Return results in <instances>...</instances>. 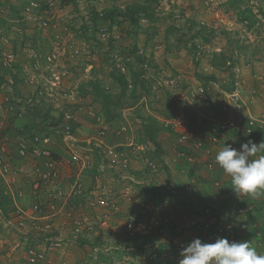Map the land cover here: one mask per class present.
Segmentation results:
<instances>
[{
  "label": "built area",
  "instance_id": "built-area-1",
  "mask_svg": "<svg viewBox=\"0 0 264 264\" xmlns=\"http://www.w3.org/2000/svg\"><path fill=\"white\" fill-rule=\"evenodd\" d=\"M39 6L38 2H31L27 10L31 11ZM44 25L49 26L47 21ZM100 31L101 39L106 42L111 41L117 48L110 53L113 67L121 74H128L131 67L137 66L138 58L145 55L144 49L139 48L135 54L130 51L122 53L118 48L122 39L120 28L102 26ZM62 38L60 35L57 36V42L45 58L46 64L40 72L45 75V80L38 79L37 74L33 73L26 78V81L35 86L34 92L37 98L54 97L59 94L63 98L78 103L81 98L75 92L66 89L62 83V79L69 71L60 65V61L77 55H90L92 51L86 43L80 45L71 39L63 43L60 40ZM3 57L4 54L0 62L3 60V64L7 65L12 61L13 55L8 54L4 59ZM142 65L146 68L149 64L144 62ZM35 66L36 70H39L41 65L36 62ZM166 84L175 90L182 84L181 74L169 76ZM129 87L132 88V85L130 84ZM0 92H4L6 119L12 116L23 117L28 106H32L37 100L32 95H26V99H17L12 86L6 82L0 84ZM222 93L228 98L229 103L224 109L234 106L236 112L231 113L226 119H214L215 127L211 130L196 126L189 127L187 113L182 109H177L163 118L164 127L176 134L178 148H188V150L177 149L178 158L193 162L196 160L194 154L202 153L205 167L208 170L218 169L220 167L215 163V155L224 146L218 133L227 134L237 128L239 129L238 138L244 137L247 143L255 124L264 125V114L253 116L251 111L243 108L240 88L236 87L231 92L223 91ZM185 94L184 97L189 101H194L197 97L206 99L211 94V89L198 82L191 92V98ZM21 100L23 103L17 108L12 103L21 102ZM87 111L94 119L95 130L91 135L81 137L77 130H73V120L76 116L71 109L65 111L64 119L58 126V135H50V137L53 135L59 137L57 139L63 148L62 152L46 144L49 138L45 140V134L41 133L36 126L26 136L12 139L7 132L2 131L3 124L0 122V177H14L22 174L30 178L31 204L22 206L18 203L16 209L2 219L4 227L22 234L23 240L14 245V250L22 245L24 248L22 251L24 261L20 264H59L54 263L53 252L56 253V250H61L62 253L69 252L71 245H78L80 238L85 235L111 233L112 230L115 231V222L122 218L124 228L130 231L131 236L135 233L147 235L154 228L172 224L170 216L165 213L158 214L149 203H142V207L146 208L150 214L149 218L147 217L149 214H146L142 219H138L137 214L126 212L125 209L126 204H130L132 199L130 195L132 187L129 183H139L136 176L131 173L133 155L147 154L151 151L152 144L135 141V127L132 123L121 122L112 129L111 124L94 108H89ZM228 145L234 148L233 142L228 141ZM189 148L193 153H190ZM12 149L14 151L11 153ZM14 153L22 157L25 165L15 162L16 159L14 160L12 155ZM96 155L101 162L107 161L106 164L114 168L122 181H126V185H122V181L103 179L99 168V172L94 173ZM147 163L155 174L159 173L161 165L153 160H147ZM24 167H27V171L23 170ZM90 172L93 176L89 174ZM192 183H195L194 178L186 183L182 197L185 196L186 190L192 188ZM169 187L174 192H180L173 186ZM23 195V191L19 190L18 196L21 198ZM123 212L126 213L120 218ZM212 214L210 208L199 209L188 216L183 214L180 217L183 220L178 224L179 231L187 230L201 222L206 231L205 237L212 239L226 237L234 240L237 233L235 223L226 217L217 220ZM213 227L216 231L209 232V229ZM113 248L111 246L107 250ZM124 249L128 252L124 254L128 258L130 257L128 254L133 252L139 255L138 260L142 259L136 247ZM154 256L156 254L151 255L150 258ZM178 259H181L180 252ZM0 264H9V262L0 258Z\"/></svg>",
  "mask_w": 264,
  "mask_h": 264
},
{
  "label": "rangeland",
  "instance_id": "rangeland-1",
  "mask_svg": "<svg viewBox=\"0 0 264 264\" xmlns=\"http://www.w3.org/2000/svg\"><path fill=\"white\" fill-rule=\"evenodd\" d=\"M53 1L55 2L52 12L54 18L52 20V23H49V26L45 25L44 27L42 25L44 24L45 18L43 14L38 16V19H32V21H30L27 32L29 34H31L32 32H36L35 38L34 40L26 41V46L23 48L26 49V53L23 51L24 53H21L20 55L21 58H24L25 56V59L28 60V58H26V56H28L27 53L31 52V49L29 48L30 45L33 46L34 43L37 45V48H43L44 51H47V48H50L51 43L55 40L54 37L57 33L64 35V38L60 39L63 43H66L70 38H73L78 44L81 45L86 40L82 36L77 34V30L81 28L83 20L82 16L86 14V11L89 9V5L91 4L86 3V0H80L79 2L76 1L77 3H71L69 5H62L60 3V0ZM133 1L138 2L139 0H118L117 4L119 6H126ZM235 1L239 3H236ZM243 1H245L247 6H252L253 8L254 14L252 16L256 23L252 28L248 27L246 22L240 21L238 19L239 16H243L241 13L246 6ZM11 2L12 0H10L8 3L6 2V8L1 7L0 5V14H6V11H12L13 14H15L14 10H10V7L12 6L10 5ZM194 4L196 6L199 5L200 9L203 11L198 12L197 10H194ZM107 5H114V1L108 0L105 3L99 4L98 7L99 9H103ZM160 7H163L161 13L172 12V16L158 21V23L155 24V27L152 26V28L148 30L147 34H140L139 44L145 45L147 53H151V56H154V60L148 59L149 66L145 68V70H141L144 79L149 81V93L146 94L141 87H138L136 95L138 99L136 98L135 103L124 106L120 105V107H118L120 117H117L116 119L119 122L128 121L132 123L133 127L136 128L134 134L135 140L139 138V135L137 133L138 124L141 123L143 116L149 113L154 114L156 117L158 116L161 124L163 125V118L167 117L170 113L176 111L177 109H182L188 115L189 113L194 114L192 126H196L200 129H205L206 127H210L213 129L215 127L213 122L210 126L203 115H200L195 110H193L191 104V102L195 103L197 106L199 105L200 109L205 110L207 109L206 101L209 99V101H211L213 99V95L207 96L205 100L197 97L195 101H189L188 98L184 97V94L186 92L188 93L185 95L190 96L191 92L194 90V87L197 85V81H200L198 80V73H208V75L210 76H215V79L208 80L209 84L207 85H211V87H213V93L218 92L220 94L223 91L231 92L236 87L240 88L243 100V108L251 111L253 116L264 114L261 108H257L259 99L261 98L258 88H256V85L253 83V81H255V79L258 80L260 76L262 77V79L264 78V64H262V62H264V16L260 11L261 8L264 9V0H249L248 3L247 0H160ZM193 20L195 22H205V35H208L211 30L210 26H208L207 23L210 22L212 23L211 25L213 27H216V29H214V32L210 35V41H206L202 37L195 38L193 36V33H195V31L198 30L200 26H202L194 25V23H192ZM214 20H216L217 23L212 22ZM17 23L18 20L14 19L13 21H11L12 26L14 24L16 26H19L17 25ZM104 24L106 23H101L100 27L108 26L107 24ZM142 24H144V27L149 26L146 20H142ZM118 27L120 28L122 33H124L123 28L127 29L126 24L121 26L118 25ZM127 30H129V28ZM14 32H16L14 29L8 30L7 38L10 40V42L8 43L7 41L6 44L8 43L11 46L15 44V37L12 34ZM98 38L102 44L97 46L93 44L95 46V50L96 48L98 50L93 52L96 55L94 59L88 57L86 54H83L81 56L77 55L76 57L69 60L64 59L61 61V64L69 71L66 77L62 79V83L66 88H72V90H76L77 88L79 90V93L81 94L80 86H82L83 84L87 85L86 82L89 79H91L93 76H98V78L100 77L102 80H104V85L108 86L110 92L116 94V92L118 91L117 86L111 83L113 80L114 71H118L113 67V61L110 57V53L117 48L114 44H112L111 41H103L100 35ZM144 38L145 44L143 41ZM146 38H149L147 43ZM168 45L173 47V51L166 52L167 50H165V47L167 48ZM132 47V39L127 36H124L123 40L118 45V48L122 53L131 50ZM218 49L220 50L218 51ZM221 49L223 51H221ZM220 52H224L227 56V59L228 57H231L230 60L228 59V61H226V63L228 64H233L230 66L228 71L217 72V70H215L214 66L212 65L214 55L216 53L220 54ZM253 61H255V63ZM259 63L260 66L257 67ZM245 67L254 70V73L256 74L254 76L255 79L251 78L250 80V82L254 84L251 86L257 89L256 93L254 91V93L251 92L253 96L247 90V87L249 85L248 83L250 82H247V79H245V77L243 76V73H246ZM92 71L95 72L91 74ZM177 73L181 74L182 76V84L174 90L169 87L168 84H166V80L169 79V76L176 75ZM128 78H131V73H129ZM224 86H228L230 88L232 87L233 90H229L227 88L225 89ZM218 93L216 94L218 97H220ZM225 98L228 99L227 97ZM91 101L92 100L90 97H85L82 104L84 109L77 113L78 120H81L80 123H78L79 126L83 123L82 117L86 115L84 113V110H86L87 107L90 106V104H93L91 103ZM40 104L44 107L48 104L49 107L52 106V114L54 116H58L63 108L71 105H68V101L62 98L60 95H57L55 97L46 96L40 101ZM224 111H226V117L222 119L228 118L231 113L236 112V109L234 106H231V108L224 109ZM38 123L39 121L33 124L38 127ZM91 124L89 126H91ZM38 128L41 133L44 132L40 127ZM164 129L165 130H162L159 137L161 144L160 149L153 146L151 151L147 154H144L143 156L133 155V166L131 168V173L136 176V179L139 182H132V184L129 183V185L132 187L130 193L132 199L130 200V204L134 205L133 207L136 210L135 212H144L142 203L146 202H144V200H142L141 198H145V188L142 185H145L147 183V177H152L154 180H158L160 183L164 184L170 180L172 181L174 186L180 187L182 182L184 183V181L187 179L186 175L191 169H193L195 170L197 180L199 179V181L201 182V184H198V187L196 189L201 190L200 193H202L203 200L210 198L212 193L213 195H216L218 193L217 188L219 184L222 185L224 181L231 179L223 172L221 168L212 171L204 169V163L202 162V153L194 154L197 160L196 165L191 164V162H188L185 159L178 158L176 154L178 145L176 136L174 135V133L171 134L167 128L164 127ZM92 131L94 132V127L91 131L87 130V133H85V135L80 136L87 137L93 133ZM49 132L52 135V131ZM78 133L82 134L79 132V130ZM43 134H45L46 136L45 140L48 138L55 139L54 135V137L51 136L52 138H50V134L47 133L48 135H46L45 132ZM223 135L225 134L218 133L219 138L222 139L221 143L225 145L226 143L225 141H223V139H226L228 136L230 138L231 136L236 137L238 136V133L237 131H235L231 135ZM56 138L59 137L56 136ZM239 140L240 139L238 138H234V140L230 141L231 143L233 142V146L236 148ZM246 141L247 139L243 137V144ZM248 141L255 142L250 137L248 138ZM159 150L162 151L161 156H159L158 154ZM147 160H153L159 165H163L164 163L168 166V168L166 169V167L164 168L163 166H160L161 169L158 174L151 173L147 177L139 176L138 174H136V172H138L139 170H143L148 166ZM95 164L97 168L100 169L101 177L103 179L110 181L114 180L115 182L122 181L114 168H110L106 163L101 162L99 160V157L96 158ZM174 166H183L182 173H177L175 170L179 167L175 168ZM97 168L96 170L98 171ZM89 174L93 176L91 172ZM208 179L215 180V183H209V181L207 182ZM216 181H219V184H216ZM122 182V185H126V181ZM232 194L233 197H231V201H234H232L231 204V211H236L237 202L245 195L242 194L240 197H238L235 192H233ZM190 196L188 197L189 200H201V198H199L195 193ZM262 196V193L258 191L256 194V198H263ZM165 206L168 207L167 210L172 217V224L165 227L167 230H169L171 226L174 227L178 225L183 220L180 218L183 214L187 216L191 214L190 212L192 206L190 207L186 202L181 205L180 202L172 197H170L169 201L165 203ZM172 211L178 213L180 217L176 214H173ZM240 212L243 211L241 210ZM243 219H245L244 214L241 215V220ZM260 221H263V219L260 218ZM123 223L124 219L122 218L121 220L115 222V231L112 230L111 234L105 233L102 235H106V240L107 238L110 239L109 242H114V240L118 238V235H121L120 231L122 230V228H120V226H123ZM244 226L245 225L241 223L239 230L242 231V228ZM4 234L7 237H5V239L7 240L6 245H8L7 250H10L9 252H11V247L15 245L16 241H19L20 239L21 241L23 240L21 233L15 232V230L8 229L7 227H5L4 229ZM95 235L100 236L98 234H94L91 240L96 237ZM195 238H197L196 235L193 237H185L184 235L177 237L176 240L177 244L185 247ZM238 240H243V236L239 237ZM262 241V238L259 235H256L253 239L252 244V246L255 247L257 252L260 254H264V246ZM23 249L24 248L22 245L18 247L16 251L12 250V252L14 253V256L19 257ZM97 250L98 249L95 248L94 252H96ZM106 251L108 252V250ZM52 255L54 258V263L59 262V264H62V262H65L66 264H83L85 261H87L86 264L94 263V260H91L90 257L88 260L87 255L83 254L82 247L77 244H72L69 252L62 253L61 250H56V253L53 252ZM68 255H70V259H68ZM138 259V254L129 258L124 255L121 260H116L114 264H142V262H140V260L142 261V259Z\"/></svg>",
  "mask_w": 264,
  "mask_h": 264
},
{
  "label": "trees",
  "instance_id": "trees-1",
  "mask_svg": "<svg viewBox=\"0 0 264 264\" xmlns=\"http://www.w3.org/2000/svg\"><path fill=\"white\" fill-rule=\"evenodd\" d=\"M79 0H60V3L62 5H69L71 3H77ZM114 1V5H107L103 9H98V7L89 5V9L86 11V14L82 16V24L81 28L77 30V34L82 36L84 39V43L88 45V47L92 50L95 48L93 44L100 45L102 44L99 40V35L101 33V23H106L109 26L113 25H124L126 24V28L124 30V33L127 37L132 39L134 50L133 52H136L138 47V39L140 38V34L144 33L147 34L148 30L153 27H155L156 23L158 21L163 20L165 18H169L172 16V12L170 13H161L162 8L160 7V0H139L131 2L129 5L126 6H119L117 4V0ZM249 0H247L248 3ZM3 3L4 1L0 0V3ZM236 2V1H235ZM86 3H91L90 0H86ZM239 3V2H236ZM245 3V1H243ZM246 5V3H245ZM47 7V4L43 5V8ZM14 10L20 11V8L13 7ZM24 8V7H23ZM261 13L264 16V9L261 8ZM243 16H239L238 19L240 21L246 22L248 27L252 28L255 25V21L253 19V8L252 6H245V9L241 13ZM3 16V15H2ZM0 15V27L7 28V20L5 22V17H2ZM142 20H146L148 22L147 27H144L142 24ZM21 23L25 26L23 21ZM194 25H202L198 30L193 33V36L196 37H202L206 41H210V35L214 32V27H210V33L208 35L204 34V30L206 26L204 25L205 22H198L194 21ZM104 24V25H106ZM26 28V26H25ZM7 34L3 32H0V55L2 56V51L5 49L7 51H11L13 53H17V48L15 47V44H13V48L8 50V46L3 45V37H6ZM35 38V35L33 37V40ZM149 38H146V43ZM14 43L15 40H14ZM17 45V44H16ZM177 45V44H176ZM22 48L26 46V43L21 45ZM34 47L36 45L34 44ZM177 47V46H176ZM8 48V49H7ZM168 51H173V47L167 46L166 48ZM154 56L150 57V59H153ZM146 59V57L142 56L138 61V67L133 68L131 71V78L129 79L126 75L118 73L114 71L113 74V80L112 84H115L118 88V91L116 94H113L109 91L108 86L104 85V80H102L98 76H93L91 79H89L86 84H83L80 86V92L83 97H90L92 105H98L97 113H100L104 116L106 121L112 122L117 121V117H120V112L118 111V107L124 106V105H131L135 103L136 95H137V88L141 87L146 94L149 93L150 90V84L149 81L145 80L142 76L141 69L139 68V64H142V62ZM149 59V58H148ZM230 60L231 57H228ZM227 56L224 52H220V54L216 53L214 55V59L212 60V65L214 66L215 70L217 71H228L231 64L226 63L228 61ZM15 68L19 70V64H14ZM11 68V67H9ZM93 70V69H92ZM8 72H11V69L8 70ZM95 72L92 71L91 74ZM7 73V72H5ZM198 79L201 81V83L204 86H207L209 84L210 79H215L214 75H208V73H198L197 74ZM0 79H3L4 76ZM132 84L133 88H129V85ZM17 87V85H14ZM210 89H212L211 85L209 86ZM225 89L233 90L232 87L224 86ZM138 99V98H137ZM21 103V102H20ZM23 103V102H22ZM116 109H115V108ZM29 111H31L32 118L34 119L32 124L37 123L39 121V126L46 135L51 133L49 131H52V134L58 135V126L64 119L65 111H61V113L58 116H54L52 114V106L45 108L40 103H37V105L34 106H28ZM187 122L189 120V116L187 114L186 116ZM39 119V120H37ZM79 120L76 118L73 120V130H77L79 126ZM189 124V122H188ZM164 125L161 124V121L159 120L158 116L156 117L154 114H147L144 115L141 123L138 124L137 133L139 135V138L136 140L138 142H145L149 141L153 144V146L160 149V133L162 130H165ZM168 131V130H167ZM42 132V133H44ZM171 134V130H169ZM48 133V134H47ZM176 136V134L174 133ZM250 138L254 140L257 144L264 141V125L257 123L252 128V133L250 134ZM188 150V148H181L179 147V150ZM189 151L190 148H189ZM159 156H161L162 151H158ZM96 157H99L96 155ZM107 163V161H105ZM196 165V163H195ZM168 168L167 165L163 163L161 167ZM97 166L94 168V173H97L96 170ZM98 169V168H97ZM154 174L152 169L147 166L143 170H139L136 172L139 176H148L149 174ZM189 180L191 178L195 179V183L191 184L192 188L186 190L184 194L186 197H182L183 190L185 188V183L182 182V184L179 186H174L172 181H168L165 184L160 183L158 180H154L152 177H147L146 184L142 185L145 189L144 196L145 198H141L144 200V202L149 203L153 205L154 210L157 211L158 214L165 213L167 216H169V211L167 210V206H165V203L169 201V198L172 197L176 199L180 204L188 203V205L191 207V214L197 212L199 209L204 210L205 208H210L213 212L212 216H215L217 220L220 218L226 217L230 221H233L236 226L237 233L235 234L234 240H238L239 237L243 236V240H248L251 245L253 244V239L256 235H259L262 238V243L264 246V190L259 191L262 193L263 198H256V195H245L242 199H240L237 202V210L231 211V197H233V190L231 188V179L224 181L222 185L219 184L217 188V194L214 196L213 193L211 194L210 198L208 199H202V193H200L201 190H197L198 184L201 182L199 179H196L195 170L191 169L188 173ZM209 183H215V180L208 179L207 182ZM219 182V181H216ZM169 186L175 187L179 193L174 192ZM182 189V190H181ZM7 191V192H6ZM193 193L197 194L201 200L197 199H190L189 196ZM208 193V192H207ZM215 193V192H214ZM191 197V196H190ZM258 197V196H257ZM18 204V193L16 195L10 194L8 192L7 187L4 185L3 178L0 177V206L2 207V210L7 216L10 212L16 209V206ZM129 206V207H128ZM134 205L127 204L125 206L126 212H132L134 214H137L138 219H142L143 216H146V214H149L147 209L143 207L144 212L139 211L135 212ZM128 207V208H126ZM243 212H240V211ZM126 212H123L120 214V218L124 216ZM245 215V219L241 220V215ZM148 218L150 217L147 216ZM260 218L263 219V221H260ZM243 221V222H242ZM241 223H243L245 226L242 228V231L239 230ZM216 226V224H215ZM122 230L120 231L121 235H118V238L114 240V242H109L110 239L107 238L106 235H100L96 236L93 240L94 235H85L80 238L78 241V245L82 247L83 254H86L89 260V257L91 260H94L93 264H114L116 260H121L124 257L125 253H128L125 247H136L137 250L140 251V257L142 258V264H178L179 259L178 255L179 252H181L182 248L184 246L177 244V237L184 236L185 237H193L196 235L197 238H201L204 242H215L216 239L205 237L206 231L203 229L202 223L199 222L196 225H192L187 230L179 231V225H176L174 227L171 226L169 230L165 228V225H161V228H154L151 230L150 234H141V233H135L134 236L130 235V231H127L123 226H120ZM162 229V230H161ZM215 227L209 229V232L213 233L215 232ZM244 232V233H243ZM112 233V232H111ZM110 233V234H111ZM110 236V235H108ZM150 245V246H149ZM114 247L113 249H109L108 252L106 251L110 247ZM148 246V247H147ZM115 247H120L116 249ZM95 248L98 249L96 252ZM123 249V251H122ZM137 253H129L128 255L130 257L136 255ZM156 254L154 258H150L151 255ZM87 261H85L83 264H86Z\"/></svg>",
  "mask_w": 264,
  "mask_h": 264
},
{
  "label": "clouds",
  "instance_id": "clouds-1",
  "mask_svg": "<svg viewBox=\"0 0 264 264\" xmlns=\"http://www.w3.org/2000/svg\"><path fill=\"white\" fill-rule=\"evenodd\" d=\"M7 1H10V0H4L3 3L7 2ZM57 1H59V0H57ZM106 1H108V0H97L94 2L91 1L90 4L92 6L96 5L98 7L99 4L105 3ZM31 2H38L40 6L38 8L32 9L31 11H28L27 7L31 5ZM44 4H47V7L43 8ZM54 5H55V2L53 0H26V2L21 6L22 8L19 11L21 13L20 18L18 19V23H17V25H19V26H16L14 24L13 25L14 30L18 34L21 35L22 33H24V31L26 32V30H28V26L25 25L26 26V28H25V26L21 23V21H23V23L26 22V23L30 24V21H32V19H38V16H40L41 14H43L45 16L44 22L47 21L48 24L52 23V20L54 18L53 13H52ZM15 6H17V5H15ZM1 7L6 8V6H2V5H1ZM18 8H20V7H18ZM161 8L163 9V7H161ZM98 9H99V7H98ZM14 11H16V10H14ZM2 14H0V15H2ZM212 22L217 23L216 20H214ZM211 24L212 23H210V22L207 23L208 26L213 27ZM42 25L45 27L44 24H42ZM10 26H12V24H10ZM113 26H117V25H113ZM113 26L108 25V27H110V28H112ZM0 28H2V27H0ZM214 28H216V27H214ZM0 32L4 33L3 30L2 31L0 30ZM59 35L64 38V35L57 33L56 36L54 37L55 40L51 43V46L47 51H44L43 48L41 49V48H37V46L34 47V46L30 45L29 49H31V52L27 53L28 58H29V65L27 67L23 68V70L20 73L21 77L18 76V73L20 72V67L18 70L14 66V64L18 62V58H17L18 54L17 53L15 54L11 51H7L4 49L2 51V56H3V54H4V57L8 54H12L13 58H12V61H10L7 65L3 64V60L0 62V76L1 77L4 76V78H5L4 81H3V79H0V84L6 82L7 84L11 85L13 88V91L15 93V97L20 98V99L21 98L26 99V97H25V95H22V94L18 95L16 93V88H19L18 83H22L23 85H26V86H31L32 90L30 91V93L28 95H32L33 98H35V100L37 99L35 101L36 104L40 103V101L46 96L37 98L36 93L34 92V90H36L35 86L33 84L28 83L26 81V78L30 74L36 73L38 76L37 77L38 79L41 78V80H43V81L45 80V75L41 74L40 72L43 69V66L46 64V60H45L46 56L53 49L55 42H57V36H59ZM124 36H126V34L122 33L121 41L123 40ZM70 39L75 41V39H73V38H70ZM2 40L4 42L3 45L5 44L4 46L10 45V44H8L10 42V40L7 38V36L3 37ZM7 41H8V43L6 44ZM143 41L145 44V38ZM18 42H20V41H18ZM139 42H140V38L138 39V47H137L136 52H133L134 46L132 47L131 50H128V51L135 54V53H137L139 48L144 49L145 55H143V56L146 57V59L142 62V64H143L144 62H148V58L150 60V57H152V56H151V53L150 54L147 53L145 45H143V44L140 45ZM96 50H97V48H96ZM96 50H95V48H93L91 50L92 53L90 55H87V54L86 55L88 57L94 59L96 57V55L93 52ZM219 50L220 49H218V51ZM221 51H223V50L221 49ZM35 54H37V55H35ZM2 56L0 55V58ZM79 56H81V55H79ZM4 57H3V59H4ZM141 57L142 56H140L138 58V61ZM72 58H74V57H72ZM69 59H71V58H68L67 60H69ZM62 60H64V59H61V61ZM61 61H60V63H61ZM36 62H39V64L41 65V66H39V70H36V66H35ZM25 64L27 65L28 63H25ZM142 64H139V68L141 70H145V67H143ZM9 67H11V68H9ZM136 67H138V64H137V66L131 67L129 70V73H131L132 69L136 68ZM9 69H11V72H8ZM5 72H7V73H5ZM129 73L126 74L127 77L129 75ZM14 85H17V87H15ZM66 89L71 90V91L75 92L76 94L78 93L77 91H79L77 88H76V90H72V88H66ZM3 93L0 92V95L4 97ZM211 94H213V87L211 89ZM57 95H59V94H56L55 96H57ZM79 95H78V97L81 98V101L78 103L72 102L69 99L64 98L68 101V105L71 104L72 106L71 105L66 106L65 108L62 109V111H66L68 109H71L77 118V113L84 109L82 104H83V101L85 99L80 93H79ZM3 101H4V98H3ZM18 103L21 104L22 100H21V103L20 102H18ZM35 103L32 106H34ZM5 104L6 103L4 101V105H3L4 108L6 106ZM89 108H94V110L97 111L98 105L90 104V106H88L87 109L84 110V113L88 116H90L88 114V111H87ZM90 117L93 119L92 116H90ZM92 122H93L92 128L94 127V130H95L94 119ZM107 122L111 124L112 129L116 128L121 123L118 120L112 121V122L107 121ZM212 122L214 124V121H212ZM79 123H80V121H79ZM192 127L194 128V126H192ZM135 131H136V128H135ZM235 131H237V133L239 135V129H237V128L231 132H228V133L230 134V133L235 132ZM77 132H78V129H77ZM50 138H52V137H50ZM54 138H55V140H57V142H59L56 137H54ZM235 138H238V136H236ZM134 139H135V136H134ZM238 139L241 140V138H238ZM176 140H177V138H176ZM231 140H234V139H231ZM136 142H138V141H136ZM145 142H147V141H145ZM138 143H141V142H138ZM149 143L152 144L151 142H149ZM238 145H240V143H238ZM60 146H61V143H60ZM152 147H153V144H152ZM236 147H237V145H236ZM177 149H178V145H177ZM190 153H192V152L190 151ZM195 154H197V153H195ZM181 159H184V158H181ZM186 161H188V160H186ZM196 161L197 160H195L193 162H191V161H188V162H191L192 164H194ZM215 163L223 170V172L226 175H228L231 178V188L238 197H240L242 194L254 196L257 194L258 191L264 190V141L260 142L259 144H256L253 141H248L247 143L242 144L240 149H236L235 147L233 148L231 145L225 144L216 153ZM204 167H205V165H204ZM210 171H212V170H210ZM188 181H189V178L187 176V179L184 181V183L186 184ZM184 197H186V195ZM172 212H173V214H176L177 216H179L178 213H175L174 211H172ZM169 216L171 217L170 214H169ZM180 256H181V259L179 260L178 264H264V254L258 253L256 248L253 247L248 240H229L226 237L218 238L215 240V242H204L201 238H195L190 243H188L185 247L182 248V250L180 252Z\"/></svg>",
  "mask_w": 264,
  "mask_h": 264
},
{
  "label": "crops",
  "instance_id": "crops-1",
  "mask_svg": "<svg viewBox=\"0 0 264 264\" xmlns=\"http://www.w3.org/2000/svg\"><path fill=\"white\" fill-rule=\"evenodd\" d=\"M2 1H4V0H2ZM8 2L9 1H7V3ZM25 2H26V0H12V2L10 4L12 6L10 7V10H14L13 7H21ZM0 5L5 6L6 2L5 3L1 2ZM13 5H17V6H13ZM196 7H197V9H196ZM194 10H197L198 12L203 11L200 9L199 5H197V6L195 5ZM2 15H1L2 17H5V22L7 20V26L8 27L7 28L2 27V28H0V30L5 31V33L7 34L9 29H14L13 26H10L11 21H13L14 19L18 20L20 18L21 13L19 11H15V14H13L12 11H6V14H2ZM24 24L27 26L30 25L26 22ZM35 33L36 32H32L31 34H29L27 32V30H26V32L24 31V33H22L21 35L18 34L17 32L12 33L15 37V42H16L15 47L17 48V54H18L17 55V58H18L17 64H19V67H20V72L18 73L19 77H21L20 73L23 70V68L27 67L29 65L28 56H26V58H28V60L25 59V56H24V58L20 57L21 53H24V52L26 53V51H25L26 49H23L21 45L25 44L26 41H28V40H33L32 38L34 37ZM18 41H20V42H18ZM34 44H33V46H34ZM13 47H14L13 45L12 46L9 45L8 46L9 49L8 48L7 49L10 50ZM48 49L49 48H47V50ZM165 50H167L166 47H165ZM166 52H168V50ZM24 61L27 62L28 64L26 65ZM253 62L255 63V61H253ZM262 64H264V62H262ZM259 66H260V63L257 65V67H259ZM245 72L246 73H243V76L245 77V79H247V82L248 81L250 82L251 78H254V76L256 75L254 73V70H252L250 68H246ZM260 80H263V81H260ZM255 81H256V83H255ZM255 81H253V83L256 85V88H258V91L260 93V98H261V99H259V104H258L257 108H261V110L264 112V84H263L264 78L262 79V77L260 76V78L258 80L255 79ZM197 83H198V81H197ZM248 84L250 86L248 85L247 90L249 91L250 94H251V92L257 90L251 86V85H254V84H252V82H250ZM18 87L19 88H16V93L18 95L22 94V95L26 96L32 90L31 86H26V85H23L22 83H18ZM77 92H78L77 94L79 95V91H77ZM216 93H218V92L211 94V95H213V97H212L213 99L211 101H209L210 99L206 101L207 102V109H205V110L200 109L199 105L197 106L195 103L191 102L192 107H193L192 109L195 110L200 115H203L205 117L206 121H208V123L210 124V126H211L212 121L214 119H222V118L226 117V114H225L226 111H224V107L229 105L228 99H226L222 93H220V94L218 93L220 95L221 99H220V97L217 96ZM247 97H249V96H247ZM17 99H19V98H17ZM12 103L14 104V106L16 108H17V106L18 107L20 106V104L17 101L12 102ZM3 105H4L3 96L0 95V122L3 124L2 125V127H3L2 131L7 132L12 137V139H20L21 137L26 136L28 133H31L32 128L35 126L34 124H32L34 119L32 118L33 114L31 113V111H29V109H27L26 112L24 113V116L20 117V118H16V117L12 116V114L9 113V115H11L12 117H10L9 119H6L5 116L7 114V111L5 112L6 107L4 108ZM35 105H37V104L35 103ZM48 106H49V104L45 107L47 108ZM85 116L82 117L83 123L80 124V126L78 128L79 132L82 133L80 135H85V133H87V130H89V131L92 130V124L91 123H92L93 119L88 115H85ZM188 116H189V120H188L189 126L192 127V125H193L192 120L194 119V114L189 113ZM79 121H81V120H79ZM89 123L91 124V126H89L90 125ZM205 129L211 130L212 128L206 127ZM233 133L234 132H232L230 134L228 133V134L231 135ZM228 134H226V135H228ZM223 136H225V135H223ZM232 137L233 136H231V138H230L228 136L226 139H223V141H225V143L228 144V141L235 138V137H233V138ZM239 143H240V145H237L236 149H240L241 145L243 144V139L239 140ZM46 144H49V146H51L52 148H54L60 152H62V150H63V148L60 146V143L57 142V140H55V139H49L48 142H46ZM10 151L12 153L14 150L12 149ZM12 155H13L14 160L16 159V161H15L16 163L19 162L20 165H25L24 164L25 161L22 159V157H20L16 153H14ZM174 167L175 168L179 167L175 171L177 173H179V172L182 173V167L183 166L182 167L181 166H174ZM204 169H206V168L204 167ZM206 170H208V169H206ZM186 176H188V174ZM3 181H4V185L7 187V190H8V192H10V194L16 195L19 190L23 191V193H24L23 197L20 198L18 196V203L20 205L29 206L31 204L32 198H31V192H30V178H28L26 175L21 174V175H17L14 177L7 176V177L3 178ZM3 217H5V214L2 210V207L0 206V258H4L5 260H7L9 262V264H20L24 261V255L22 254V252H21L22 256L20 255L19 257H17V256H14V253L12 252V250L16 251V250H14V246L11 247V252H9L10 250H7L8 245H6L7 240L5 239L6 236L4 234L5 227H4V225H2L3 224L2 223ZM17 242L18 241L15 242V245L17 244ZM1 255H3V256H1ZM68 259H70V255H68ZM56 261H58V260H56Z\"/></svg>",
  "mask_w": 264,
  "mask_h": 264
},
{
  "label": "water",
  "instance_id": "water-1",
  "mask_svg": "<svg viewBox=\"0 0 264 264\" xmlns=\"http://www.w3.org/2000/svg\"><path fill=\"white\" fill-rule=\"evenodd\" d=\"M23 170H24V171H27V167H24Z\"/></svg>",
  "mask_w": 264,
  "mask_h": 264
}]
</instances>
